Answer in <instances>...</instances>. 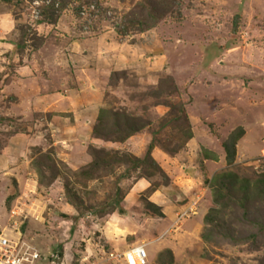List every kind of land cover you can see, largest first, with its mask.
I'll list each match as a JSON object with an SVG mask.
<instances>
[{
	"label": "rangeland",
	"instance_id": "374dc122",
	"mask_svg": "<svg viewBox=\"0 0 264 264\" xmlns=\"http://www.w3.org/2000/svg\"><path fill=\"white\" fill-rule=\"evenodd\" d=\"M0 233L264 264V0H0Z\"/></svg>",
	"mask_w": 264,
	"mask_h": 264
},
{
	"label": "built area",
	"instance_id": "2783aa9c",
	"mask_svg": "<svg viewBox=\"0 0 264 264\" xmlns=\"http://www.w3.org/2000/svg\"><path fill=\"white\" fill-rule=\"evenodd\" d=\"M127 264H145L147 254L143 246H133L119 254ZM38 251L25 242L12 241L0 233V264H36Z\"/></svg>",
	"mask_w": 264,
	"mask_h": 264
},
{
	"label": "clouds",
	"instance_id": "9594fccd",
	"mask_svg": "<svg viewBox=\"0 0 264 264\" xmlns=\"http://www.w3.org/2000/svg\"><path fill=\"white\" fill-rule=\"evenodd\" d=\"M134 246H135V245H134ZM132 247H133V246H132ZM35 249H36V248H35ZM128 249H129V248L125 249L124 251H126V250H128ZM144 249H145V247H144ZM124 251H123V252H124ZM145 251H146V250H145ZM38 253H39V252H38ZM39 260H42V255H41L40 253H39V259H38V261H39ZM122 260H123V259H122ZM38 261H37V262H38ZM126 264H127V263H126Z\"/></svg>",
	"mask_w": 264,
	"mask_h": 264
}]
</instances>
